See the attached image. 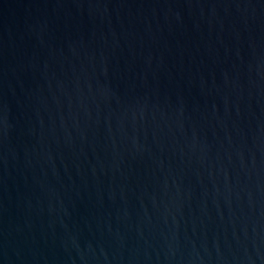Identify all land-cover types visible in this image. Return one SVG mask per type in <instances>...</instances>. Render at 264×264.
Wrapping results in <instances>:
<instances>
[{"label":"water","instance_id":"1","mask_svg":"<svg viewBox=\"0 0 264 264\" xmlns=\"http://www.w3.org/2000/svg\"><path fill=\"white\" fill-rule=\"evenodd\" d=\"M0 264H264V0H0Z\"/></svg>","mask_w":264,"mask_h":264}]
</instances>
